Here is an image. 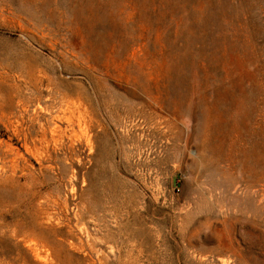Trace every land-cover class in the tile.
<instances>
[{"label": "rangeland", "instance_id": "obj_1", "mask_svg": "<svg viewBox=\"0 0 264 264\" xmlns=\"http://www.w3.org/2000/svg\"><path fill=\"white\" fill-rule=\"evenodd\" d=\"M0 264H264V0H0Z\"/></svg>", "mask_w": 264, "mask_h": 264}]
</instances>
